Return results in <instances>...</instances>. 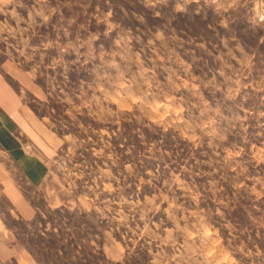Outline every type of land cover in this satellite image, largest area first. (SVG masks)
Wrapping results in <instances>:
<instances>
[{"label":"rangeland","instance_id":"obj_1","mask_svg":"<svg viewBox=\"0 0 264 264\" xmlns=\"http://www.w3.org/2000/svg\"><path fill=\"white\" fill-rule=\"evenodd\" d=\"M0 85V264H264V0H0Z\"/></svg>","mask_w":264,"mask_h":264},{"label":"crops","instance_id":"obj_2","mask_svg":"<svg viewBox=\"0 0 264 264\" xmlns=\"http://www.w3.org/2000/svg\"><path fill=\"white\" fill-rule=\"evenodd\" d=\"M8 95V90L0 85V194L8 197L14 209L21 213L28 203L26 188L41 186L48 177L49 167L36 149L31 152L25 149L22 130L15 118L20 107ZM14 246L12 239L4 240L0 236V248Z\"/></svg>","mask_w":264,"mask_h":264},{"label":"trees","instance_id":"obj_3","mask_svg":"<svg viewBox=\"0 0 264 264\" xmlns=\"http://www.w3.org/2000/svg\"><path fill=\"white\" fill-rule=\"evenodd\" d=\"M118 264V263H117Z\"/></svg>","mask_w":264,"mask_h":264}]
</instances>
